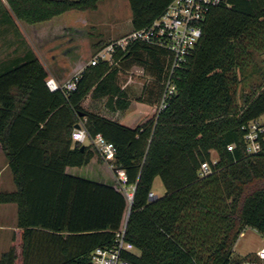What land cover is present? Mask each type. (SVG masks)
I'll use <instances>...</instances> for the list:
<instances>
[{
  "label": "trees",
  "instance_id": "1",
  "mask_svg": "<svg viewBox=\"0 0 264 264\" xmlns=\"http://www.w3.org/2000/svg\"><path fill=\"white\" fill-rule=\"evenodd\" d=\"M100 1L6 0V18L36 24ZM171 1L128 0L133 30L149 26ZM261 51L264 0H229L209 8L162 108L168 52L143 42L117 47L112 63L85 66L74 89H50V73L31 50L6 63L0 145L16 189L0 190V204H16L17 216L0 264H90L91 252L123 227L136 248L126 253L130 264H264L233 249L247 226L264 235V152L248 153L244 141L246 125L264 114V75L238 96ZM135 64L152 75L140 100L156 112L129 126L115 113L132 102L120 76ZM80 121L114 145L111 171L92 144L73 140ZM205 161L210 170L202 175ZM157 176L165 192L150 198Z\"/></svg>",
  "mask_w": 264,
  "mask_h": 264
},
{
  "label": "built area",
  "instance_id": "2",
  "mask_svg": "<svg viewBox=\"0 0 264 264\" xmlns=\"http://www.w3.org/2000/svg\"><path fill=\"white\" fill-rule=\"evenodd\" d=\"M229 3V0H172L165 11L157 17L149 26L132 30L116 41L111 42L90 60L89 64L95 65L99 59L110 60L117 47L125 49L129 43L139 41L168 52L169 61L165 89L162 94L159 108L165 106L166 99L176 92V84L173 79L175 70L181 66L191 50L197 44L202 34L203 21L205 20L209 8L212 5ZM80 72L74 75L64 86L65 89H74L79 79ZM50 89L55 90L61 86L53 79L47 80ZM79 127H75L72 132L74 141L92 144L104 161L109 162L114 159L116 149L101 134L90 135L83 121ZM244 141L248 153L264 152V114L252 119L246 125ZM234 144H228V149H232ZM210 170L208 161L202 162L200 174H206ZM118 179L121 186L131 198L133 187L125 185L126 178L122 170H118ZM131 189V190H129ZM150 198L155 194L151 191ZM136 251L134 244L126 239V227L115 232L114 239L110 244L97 246L91 252L90 264H130L126 256L127 252ZM264 258V250L259 252Z\"/></svg>",
  "mask_w": 264,
  "mask_h": 264
},
{
  "label": "rangeland",
  "instance_id": "3",
  "mask_svg": "<svg viewBox=\"0 0 264 264\" xmlns=\"http://www.w3.org/2000/svg\"><path fill=\"white\" fill-rule=\"evenodd\" d=\"M5 7L6 6L4 1L0 0V18L7 17ZM57 17H59L57 18L59 20H71L73 21V23H80L83 18L89 19L90 23L87 25V27H85L84 30H82V33H84V35L86 36H89L87 37L88 40L92 41V43L94 42V48L92 50L86 48L87 40L81 39L79 37L77 42L78 46L75 50V55L82 56V54H84L85 59L87 60H90L92 56L94 57L97 54V51L106 47L108 43L116 41L117 39L130 33L133 30L131 24V9L128 0H101L96 9H89L85 11L71 10L57 15ZM37 27L38 26L36 25L30 26L28 23L18 20L17 25L10 23L6 26H0V35H19L22 33H26L29 38H27V36L24 34V41L21 42L19 40L18 45L25 43L28 39L27 41L30 45L29 51L31 50L35 53L34 46L37 48L39 47V45H43L45 42H47V37H49L45 35L40 37L38 31H34L35 29H37ZM71 29L72 28L64 30L63 28H61L59 29V33H64L66 35L69 33L76 34V31ZM3 40L5 39L3 38ZM1 44L5 45L6 42L3 41L1 42ZM25 51V49L22 50V47H20L18 52L15 53L14 56L17 55V58H22ZM1 52L2 54H4V50L0 51V53ZM11 60L13 59L10 58L7 60V62H10ZM3 61L6 62L5 58ZM110 62L112 63L113 59H110ZM253 63L254 65L252 67H249V69L246 71L241 85L239 86V100H241V96L249 93L253 87H257L261 83L263 78L262 76L264 75V51L255 53ZM151 79L152 75L141 64H135L129 70H124L120 76V82L128 89V92L134 104L137 102V106H142L145 108L148 105L154 108L156 106L153 104H149L144 100H140V97H142L143 95L142 92L144 85ZM0 158L2 159V154H0ZM216 158L217 154L216 152H213V159ZM157 181V183L159 184H155L153 190L155 191V193L161 194L163 184L160 178H157ZM7 220L9 221V219ZM12 225L15 229L16 218H12ZM13 231L14 230H12L11 233L8 232L7 235L3 233L0 234V255L2 254V252L6 251L9 248ZM233 249L236 255L245 256L250 253H255L260 258H262L259 252L264 250V235L260 234L255 228L247 226L238 237L233 246Z\"/></svg>",
  "mask_w": 264,
  "mask_h": 264
},
{
  "label": "crops",
  "instance_id": "4",
  "mask_svg": "<svg viewBox=\"0 0 264 264\" xmlns=\"http://www.w3.org/2000/svg\"><path fill=\"white\" fill-rule=\"evenodd\" d=\"M5 5H7L6 0H3ZM85 11V10H84ZM68 12V11H67ZM59 17L55 16L50 20L39 22L36 24H29L30 26H38L37 29L34 31H38L39 36L42 37L43 35L49 36L47 37V42H45L43 45H39V47H35V54L41 58V60L46 65L50 76L49 78H53L60 86H64L74 75L81 72L85 66L89 64V61L93 58L91 57L90 60L85 59L84 54L82 56L75 55L76 47L78 46V38L86 39L87 40V47L88 49L94 48V42L88 40L87 37L82 33V30L87 27V25L90 23L89 19L83 18L80 23L71 21V20H59L57 19ZM10 24L8 21V18H0V26H6ZM7 28V27H6ZM63 28L70 29L72 28L74 31H76V34L69 33H59V29ZM71 29V30H72ZM23 31V30H22ZM24 32V31H23ZM24 34L29 38V36L26 33H22L19 35L16 34H5L0 35V51L4 50V54L2 52L0 53V71L3 66H6V63L8 59L15 60L17 58V55L14 56L15 53L18 52L19 48L22 47V50L25 49L26 51L23 53V55H26V53L29 51L30 45L28 44V39L25 43L18 45V41L21 42L24 41ZM3 38L5 40H3ZM22 39V40H21ZM5 41L6 44L3 45L1 42ZM47 43V44H46ZM51 46V47H49ZM98 52V51H97ZM22 53V52H21ZM2 54V55H1ZM24 57V56H22ZM5 58V61L4 60ZM123 87H125L123 85ZM89 102V99H87L86 103ZM149 106V105H148ZM148 106L142 107L137 106V102L134 104L132 101L129 108L125 110L123 113H115V115L121 119V121L129 126H135L138 123L142 122L143 120L152 117L156 112V106L148 108ZM152 110V111H151ZM119 114V115H118ZM84 144H89V142H85ZM0 154H2V159L0 162V190L3 191H14L16 189V185L12 176V173L8 167V162L6 160L5 154L1 148L0 145ZM107 164V168L109 171L112 170L111 166ZM156 177L153 181L152 186V192L155 194V196H159L165 192V188L162 185V192L161 194L155 193L153 190V187L157 183ZM163 184V183H162ZM161 186V185H160ZM17 216V206L14 203H4L0 204V234H8L14 230L12 225V218H16ZM9 219V221L7 220ZM6 238V237H5Z\"/></svg>",
  "mask_w": 264,
  "mask_h": 264
},
{
  "label": "water",
  "instance_id": "5",
  "mask_svg": "<svg viewBox=\"0 0 264 264\" xmlns=\"http://www.w3.org/2000/svg\"><path fill=\"white\" fill-rule=\"evenodd\" d=\"M75 127L78 128V127H79V124H76ZM82 148H84V145H82ZM133 194H134V193H132V196H131V198H130L131 200H132V198H133Z\"/></svg>",
  "mask_w": 264,
  "mask_h": 264
}]
</instances>
